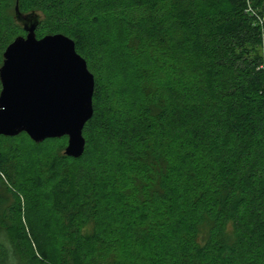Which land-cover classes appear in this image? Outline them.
<instances>
[{"label":"trees","instance_id":"trees-1","mask_svg":"<svg viewBox=\"0 0 264 264\" xmlns=\"http://www.w3.org/2000/svg\"><path fill=\"white\" fill-rule=\"evenodd\" d=\"M16 3L39 17L38 39L73 40L93 115L83 155L60 156L81 164H48L57 259L16 228L0 230V264H264V23L247 1L0 0V67L26 35ZM250 5L264 16V0ZM18 138L59 140H0Z\"/></svg>","mask_w":264,"mask_h":264},{"label":"water","instance_id":"water-1","mask_svg":"<svg viewBox=\"0 0 264 264\" xmlns=\"http://www.w3.org/2000/svg\"><path fill=\"white\" fill-rule=\"evenodd\" d=\"M15 20L26 35L10 43L0 67V137L25 133L36 144L67 137L64 155L78 159L85 151L83 129L92 118L94 77L77 54L73 40L62 34L38 39L39 17Z\"/></svg>","mask_w":264,"mask_h":264},{"label":"rangeland","instance_id":"rangeland-1","mask_svg":"<svg viewBox=\"0 0 264 264\" xmlns=\"http://www.w3.org/2000/svg\"><path fill=\"white\" fill-rule=\"evenodd\" d=\"M67 141L62 137L58 141L35 145L23 138L10 143L0 140V151H9L10 155L16 157L13 161L14 189L6 181L5 186L9 191L0 186L2 240L7 239L4 234L12 235L17 228L33 244L35 252L43 253L47 260L57 259L60 246L57 236L64 230L63 221L52 206L51 188L57 178H49L52 169L48 164L54 158L59 170H64V162L69 166L65 170H74L81 164L71 159H60V156H64ZM17 143L18 147L14 149ZM11 208L15 212L6 213Z\"/></svg>","mask_w":264,"mask_h":264},{"label":"built area","instance_id":"built-area-1","mask_svg":"<svg viewBox=\"0 0 264 264\" xmlns=\"http://www.w3.org/2000/svg\"><path fill=\"white\" fill-rule=\"evenodd\" d=\"M246 1H247V11L252 13L257 18V21H258L259 25L261 26L264 23V16H260V15L256 14L250 5V0H246Z\"/></svg>","mask_w":264,"mask_h":264}]
</instances>
